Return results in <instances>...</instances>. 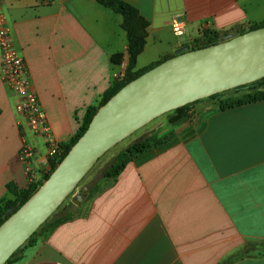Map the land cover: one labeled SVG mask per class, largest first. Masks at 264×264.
<instances>
[{"label": "crops", "instance_id": "0c3cea01", "mask_svg": "<svg viewBox=\"0 0 264 264\" xmlns=\"http://www.w3.org/2000/svg\"><path fill=\"white\" fill-rule=\"evenodd\" d=\"M125 1L149 22L138 69L205 30L222 37L264 21V0ZM0 7L51 133L67 142L126 69L123 17L96 0H0ZM178 16L186 21L182 36L171 26ZM15 103L1 81L0 48V199L10 182L28 184L19 159L24 141L37 149L38 173L49 169L44 138ZM247 247L264 249V100L213 111L199 127L186 124L166 145L135 156L11 264H221ZM233 264H264V255L251 251Z\"/></svg>", "mask_w": 264, "mask_h": 264}, {"label": "water", "instance_id": "95a60500", "mask_svg": "<svg viewBox=\"0 0 264 264\" xmlns=\"http://www.w3.org/2000/svg\"><path fill=\"white\" fill-rule=\"evenodd\" d=\"M264 78V26L227 33L218 43L186 44L129 81L93 116L86 131L19 208L0 225V264L29 243L32 235L76 190L110 149L162 115Z\"/></svg>", "mask_w": 264, "mask_h": 264}, {"label": "trees", "instance_id": "16d2710c", "mask_svg": "<svg viewBox=\"0 0 264 264\" xmlns=\"http://www.w3.org/2000/svg\"><path fill=\"white\" fill-rule=\"evenodd\" d=\"M99 4L103 5L106 8L113 10L116 13H119L123 17L122 27L126 31L127 40H128V62L126 66V75L125 78L118 82L114 80L109 88L102 94L101 100L98 105H90L87 108V111L84 115V119L82 123L79 125L76 133L68 140L67 142L59 143L58 154L56 156L49 158V169L43 173L42 177L38 179L34 183L27 184L23 187L18 186L15 182H10L7 184V190L9 196L0 199V225L10 216L9 210L14 208L16 210L19 208L36 190L40 187L45 179H47L52 171L58 166V164L62 161V159L69 152L73 144L82 136V134L88 128L93 116L97 112L98 108L106 103L118 90H120L125 84L134 78L138 77L145 71L151 69L157 64L161 63L163 60L169 58L170 56L165 57L162 60H159L155 63L150 64L144 68H137V62L139 55L143 52L145 45L147 43L148 36V26L149 22L140 14L137 7L130 4L125 0H96ZM264 26V21L253 23L249 26L248 29L238 28L240 33L247 32L249 30H253L256 28H260ZM221 38V34L216 31L205 30L202 35L196 38L193 42L190 43L193 49H198L202 47H206L215 43H218ZM122 60V54L118 53L113 56V61L115 63H119ZM249 86V91L244 92L241 95H231L223 98L219 102V110H226L232 107L243 106L249 103L257 102L264 100V78L257 80L253 83L242 85L236 87L234 89H239L243 87ZM229 91V90H228ZM226 92V91H225ZM225 92L217 93L211 98L218 97L223 95ZM202 100V99H201ZM197 100L193 103L187 104L176 110L170 111L173 113L172 121L178 122L183 120L185 117L190 114V106L194 103L198 102ZM1 114V109H0ZM170 139H161L155 135H147L142 139H139L133 143H131L124 150L119 152L114 158L111 165L104 171L103 177L101 180L97 182L90 189H84L76 194V190L63 202V204L57 209V211L50 217L48 220L40 226V228L32 235L29 239L28 245L23 248H19L8 260L6 264H11L16 259L20 257V255L30 246H33L38 239L45 233L53 230L62 222L70 219L76 208L79 205H82L86 201H88L93 194L98 189V183L100 181H105L112 179L118 176L127 166V164L137 155L152 150L157 149L163 145H166ZM80 185V184H79ZM78 185V186H79ZM251 251L256 252L258 255H264V249H259L255 247L251 250L249 247L245 248L243 252H239L235 255L230 256L221 264H233L237 259L241 256L251 253Z\"/></svg>", "mask_w": 264, "mask_h": 264}, {"label": "built area", "instance_id": "2783aa9c", "mask_svg": "<svg viewBox=\"0 0 264 264\" xmlns=\"http://www.w3.org/2000/svg\"><path fill=\"white\" fill-rule=\"evenodd\" d=\"M177 36L185 34L186 21L183 17H175L171 23ZM0 48H1V81L14 93L16 110L26 117L31 130L42 136L48 146V156L58 154L59 143L51 133L46 110L42 107L37 92L31 81L28 65L24 56L15 47L7 16L0 7ZM125 68L114 74V80L120 82L125 78ZM37 149L23 142L19 151V159L25 165L28 184L36 182L40 174L34 166Z\"/></svg>", "mask_w": 264, "mask_h": 264}, {"label": "rangeland", "instance_id": "374dc122", "mask_svg": "<svg viewBox=\"0 0 264 264\" xmlns=\"http://www.w3.org/2000/svg\"><path fill=\"white\" fill-rule=\"evenodd\" d=\"M149 60V53L145 54L140 59V65L147 63ZM114 81V80H113ZM249 86L231 89L226 91L223 95H220L215 98H204L196 103H194L189 108V116L185 117L183 120L178 122H173L172 117L173 113H166L161 117L153 120L148 125L136 131L130 137L126 138L122 142L118 143L112 149H110L104 156H102L92 170L86 175V177L81 181L80 185L76 190V194L84 189H90L93 187L99 180L102 179L104 171L111 165L116 155L128 147L131 143L144 138L147 135H155L161 139H171L177 133H183L186 124L193 123L197 127L204 121V118L213 111L219 110V102L228 96L231 95H241L244 92L249 91ZM101 99L97 100L94 105H98ZM84 116L79 119V125L82 123ZM50 167V166H49ZM43 174H41L40 178ZM39 178V179H40ZM103 181L98 183V186H101ZM99 188V187H98Z\"/></svg>", "mask_w": 264, "mask_h": 264}]
</instances>
